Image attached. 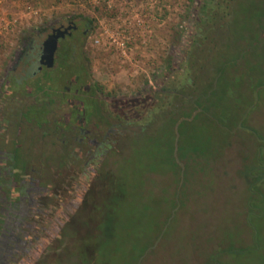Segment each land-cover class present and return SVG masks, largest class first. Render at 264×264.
Segmentation results:
<instances>
[{
  "label": "rangeland",
  "instance_id": "obj_1",
  "mask_svg": "<svg viewBox=\"0 0 264 264\" xmlns=\"http://www.w3.org/2000/svg\"><path fill=\"white\" fill-rule=\"evenodd\" d=\"M218 2L221 1L211 2L213 9L215 6L218 8ZM202 3L203 0H0V83L4 81L6 69L15 62L28 39L35 38L42 47L52 27H66L68 22H73L78 31L85 30L79 44L83 43L81 56L87 59L88 83L90 86L97 84L99 94L107 96L102 105L103 112L110 107L114 109L113 99L139 98L137 108L140 117L134 120L131 131L121 129L124 132L121 141L112 144L105 153V167L92 181L83 184L82 197L77 198L80 201L76 200L74 205L75 210L90 209L107 192L104 185L108 184V177L117 173L115 180L127 189V203L122 204L120 211V229L124 230L118 237L121 248L116 246L114 260L110 264H132L139 244L153 239L157 231L156 223L160 222L163 214L164 202L161 198L165 190L151 191L154 196L147 203L145 193L141 192L144 183L139 180L146 183L149 171L157 174L149 175L155 178L152 180L156 189L168 182L178 205L171 216L173 218L176 213L178 222L171 227L163 244L164 251L169 247L172 252L169 254L170 264H198L208 255L209 247L214 253L218 244L224 246L234 242L245 249L241 253L225 254L226 264H264V171L259 181L262 191L258 204L260 213L253 219V224L249 222L247 206L252 198L249 180L257 174L254 168L264 170V23L261 25L258 19L261 17L264 21V13L256 14L261 9L260 0H228L229 15L226 18L220 17L221 12L217 9L211 21L200 24L211 38L205 43L213 50L199 46L195 52L193 62L198 63L195 76L199 83L210 73V68L228 65L220 78L219 91L207 100V108L214 117L209 116L214 122L200 115L184 125L185 147L196 149L205 156H201L202 159L208 158L209 164L204 165L198 157H193L194 166L190 165L187 169V161L178 159L183 170L177 174L174 170L170 171L171 165L165 160L168 133L164 132L169 127H161L169 110L181 103L176 96H184L190 91L186 71L179 72L178 68L182 67L186 49L196 32L194 21L211 11L209 8L201 9ZM250 36L255 39L249 40ZM228 38L239 40L242 46L240 58L229 62ZM36 52H31L30 61L33 60L31 56L40 55ZM26 69L17 67L13 74L22 76ZM176 85L180 91L174 95ZM4 88L5 84H0V91ZM208 93L186 97L195 102L198 98H207ZM42 97L30 94L29 89L18 88L13 95L0 99L10 104H7L8 109H2L0 117V125L5 126L8 136L10 131L16 133V128L13 131L12 126L20 117L19 113ZM47 98L53 100V112L67 111L66 107L63 109L56 105L57 95L51 94ZM146 104L151 108L148 107L147 112L144 111ZM195 113L193 110L191 114ZM3 116L7 120L2 121ZM188 116L187 111L181 110L173 117L174 122L185 120ZM115 119L112 117V123L118 122ZM23 131L25 128H22ZM135 133L156 134L150 139L136 141V137L133 139ZM21 142L24 150L20 151L19 161L20 158L25 161L27 154L29 167L39 166L40 162L35 157L39 155L46 169L52 163L53 169L64 174L69 169L80 174L84 154L75 150L70 157L66 156L67 163L71 162V165L58 169L56 149L37 137L32 142L23 139ZM176 143L177 138L175 148ZM257 158L260 161L257 162ZM87 167L92 168L90 164ZM152 180L148 179L147 183ZM186 180L190 181L189 184ZM127 206L133 212L126 218L123 209ZM68 207L72 208V205L69 203ZM96 220L97 215L93 217L92 224L96 225ZM57 222L59 225L56 228L50 227L47 222L43 224L39 243L29 255L30 260L26 259L23 264H48L51 256L47 253L59 245L56 239L65 228L63 218ZM104 253L111 255L108 248ZM76 254L66 253L60 260L61 264H71L77 259ZM196 254L201 260H196Z\"/></svg>",
  "mask_w": 264,
  "mask_h": 264
},
{
  "label": "trees",
  "instance_id": "obj_2",
  "mask_svg": "<svg viewBox=\"0 0 264 264\" xmlns=\"http://www.w3.org/2000/svg\"><path fill=\"white\" fill-rule=\"evenodd\" d=\"M213 0H203V3L201 4V9L209 8L211 11L210 13L203 14V17L200 18V20L197 19V22H195L196 26V32L191 38V42L188 44V48L186 49V54L184 57V60H182L183 65L182 67L178 68L179 72L186 71V81L188 85H190L189 92L184 93V91H181L184 96H176V100L178 102H181L178 105H175L172 109L169 110V115L166 117V121L162 125L161 128L167 126L165 133H168L167 136V148H166V156L165 160L171 165L170 171L174 170L177 172V174L181 173L183 168L180 166L178 159H185L187 161V164L185 168H189L190 165H192V159L193 157L196 159L197 157L202 161V163H205L204 165L209 164V160H205V156H202L200 152H198L194 148L187 149L183 143L184 139V125L186 123L191 122L192 120H195L200 115H204L207 118H209L211 121L212 115L210 110L207 108V100H209L212 96L216 95V93L219 91V85H220V78L224 75L225 72L224 69L228 65L225 64L224 67L221 68L222 65H219L218 67H212L210 68V73L199 83V80L196 78L195 74L197 73L198 69V63L193 62L196 58L195 52L199 46H202V49H205L204 46L209 48L211 45L206 44L205 40L211 38L209 35L204 33V28L200 27V24H206L207 22L211 21L213 18V13H217V9L221 12L220 17L226 18L229 15V7H228V0H219L221 2L217 3V9L215 6V9H213V5L211 6V2ZM212 8V9H211ZM260 10L256 12L257 16L260 15L262 12L264 13V0H260ZM213 10V11H212ZM226 11H228L226 13ZM259 21L264 23L262 21L261 17L258 18ZM258 23V21H257ZM257 23L255 26V29L257 28ZM85 25V23L83 24ZM88 24H86V27ZM225 29V28H224ZM78 31V30H77ZM77 31L75 33H77ZM83 31H78L79 36H82L81 38H84ZM206 34V35H204ZM228 37L229 34H228ZM249 40H253V36L249 37ZM255 39V38H254ZM228 44L229 45V56L227 62L230 60L233 61L235 59H239V55L241 53V44H239V40H231L228 38ZM83 47V43L80 46ZM39 48L41 49V43L36 42L35 38L28 39V43L26 42L25 46L22 48V55L20 54V58L18 59V66L17 67H27L24 75H14L13 72H9L8 77L6 78V81H9L8 84L4 80L3 85L5 84V87L7 86L8 93L5 94L6 89L0 91V95L4 94L5 97H9L10 95H13L14 92H16V89H29L30 94H35L34 91H36V94L43 95L42 99L40 101L36 102V105H29L27 106V109L22 112V116L24 119L15 121L14 125L12 126V130L14 131V128H16V131H20L21 135L20 138L23 140H26L28 142H32L33 138H39V136H42L43 138H39L40 140H43V143H47V145H50L52 149H56L57 156H59V167L66 165V161L64 160L66 152H69L70 144L73 142V139L70 140V138H67L66 136V130H71L70 125H65L62 128L58 127L59 125H64L65 122L62 121V117H58V119H55L54 113L52 116H50L53 111V100H49L47 97L51 94H55L58 97V100L61 99V97L65 96L67 93V89L74 90L75 87H81L85 86L88 83L89 79V73L86 65V60L81 56L82 49H77L74 47L73 44L70 43L69 40L61 39L59 40V44L57 47L56 52L54 53V63L52 67H45L41 66V70L38 68L40 66L39 64V56L33 55V60L30 61V55L31 52H34L36 50L37 54L39 52ZM213 50L212 48H210ZM30 61V63H29ZM27 63H29L27 65ZM190 76V79H189ZM216 79L215 87H213V82ZM192 81V83H191ZM72 82L74 85L73 87L70 84ZM92 83L90 86V91H92L94 94H97L98 85L95 84L94 86ZM200 84V85H199ZM16 87V88H15ZM14 88V89H13ZM178 85H176L174 91H176L177 95L180 90L177 89ZM209 91L210 95L207 98H198L195 102H191V100L186 97V95H206ZM79 92H82L81 90ZM27 94V93H26ZM93 94V95H94ZM45 96L46 99L45 100ZM96 97V96H95ZM94 105L87 106L84 105L83 107L86 110L87 115H93L95 114V111L98 109V103L99 99L93 98L92 101ZM35 104V103H34ZM187 111V115H192L191 117H187L185 120H178L176 123L174 122V116L180 112V111ZM193 110L196 112L195 114H191ZM198 111V112H197ZM20 114V113H19ZM50 114V115H49ZM213 116V115H212ZM54 117V118H52ZM214 117V116H213ZM214 122V121H213ZM40 126L41 128L37 131H34L35 126ZM22 128H25V131L22 132ZM178 128V134L176 136V129ZM160 129V128H159ZM158 129V130H159ZM168 131V132H167ZM57 132L58 140L52 141L51 134H55ZM12 133V132H11ZM15 133L10 134V136H13ZM156 134V133H155ZM144 135L135 133L133 135V139L136 137V141L140 139H150L153 135ZM9 136V137H10ZM177 138L176 148H175V139ZM86 141V140H83ZM82 141V142H83ZM20 141H16L14 139H9L8 144L5 148H7L5 151L9 153L15 154V162L21 167L24 163V158H20L19 161V154L21 155V142L19 146ZM42 142V141H41ZM0 143V152L3 145ZM17 144V145H16ZM28 147V146H27ZM31 148V146H30ZM24 150V149H23ZM25 156V155H24ZM39 156V155H37ZM36 157L37 160L41 159V156ZM56 156V157H57ZM204 157L203 159L201 158ZM109 157V156H108ZM106 158V157H105ZM22 159V160H21ZM27 159V154L25 157V161ZM60 160H63L60 161ZM260 161L259 158H257V162ZM256 162V163H257ZM27 165V163H25ZM25 165V166H26ZM50 165L52 163L48 164L47 166V172L50 171ZM262 165V164H261ZM117 166V164L115 165ZM194 166V165H192ZM28 167V165H27ZM31 169H34L32 167H28ZM37 169V168H35ZM262 169V168H261ZM258 169L257 167L254 168V171H256V176L254 178L250 177L249 180V190H250V201L247 206H249V222L253 224V219L258 217V214L260 213V199L262 191L259 187V181L262 179V172L264 170ZM116 171V167H115ZM244 173V172H243ZM117 173H113L108 177V184L105 183L104 189H106L105 195L102 197L100 194V198L98 199V203L94 202V204L91 206L90 209L87 210V208H80L78 210L73 211L70 215L69 221L65 222V228L63 229L62 233H57L58 237L56 241L59 243L58 246L55 248H52L51 251H49L47 254H50L51 259L48 260V264H61L60 260L61 258L66 254H76V260L72 262L71 264H110L114 260L113 254L116 252V246L118 248H121V243H119L118 237H120L124 230L120 229V211L122 204L125 202L127 203V199L125 198V194H127V189L123 187V184L117 183L115 180ZM148 177L146 183L143 182L141 179L139 182L142 184L144 183L143 187L144 190L141 192L145 193V199H147V203L154 195L151 193L155 190L157 191H164L160 192L163 194V198L161 200L163 203V211H161L162 217L160 218V222L156 223V233L153 236V239L149 240L148 242H143L139 244V247L137 248V251L134 255V258L132 260V264H170L171 259H169V254H172V252L169 250V247L167 249H163V244L165 242V238L170 233L171 227L174 226L178 222L176 220V213L174 214V217L172 216V211L178 207L177 202L175 201V193L171 194V187L168 184V182L165 183L164 186H158L156 189V185L154 184V181L152 179H155L154 177L151 178V176L157 175L156 172H153V174L150 173V171L147 173ZM160 174V173H158ZM165 175V179H166ZM148 179H151L152 181L150 183L148 182ZM16 180H20V178L16 177ZM107 180V179H106ZM111 181V182H110ZM189 184V180H186ZM1 182V180H0ZM6 182V180H3L1 185ZM107 186V188H105ZM145 186L147 188H145ZM247 188V189H248ZM188 188H186L187 190ZM10 191V190H9ZM8 191V192H9ZM152 191V192H151ZM166 192V193H165ZM169 192V193H167ZM12 193V191H11ZM184 194V191H183ZM174 195V196H173ZM255 197V199H254ZM103 198V201H102ZM103 202L104 204H102ZM132 202L128 203L131 204ZM98 204V205H97ZM166 206V209H165ZM131 208L127 206V209H123V212L125 213V217H130L131 213L133 211H129ZM127 211V212H125ZM59 214H62L61 209L59 210ZM85 214V215H84ZM97 215V222L96 225L93 223V217ZM47 216H49L47 214ZM120 218V219H119ZM171 218V219H170ZM170 219V220H169ZM123 221L125 219H122ZM130 220V219H128ZM73 223V225L71 224ZM168 225H167V224ZM1 227V226H0ZM67 227V228H66ZM167 227L165 232L162 233L161 240L159 245H157L154 249L148 250L157 240V237L161 235V232L163 231V228ZM86 228H88V231H84ZM254 228V227H253ZM256 231V230H255ZM256 234V233H255ZM60 238V239H58ZM109 249L111 252V255L106 256L104 251L106 249ZM245 247L243 245H238L235 242L229 243L227 245H220L218 244L215 248V252L210 251V247L208 249V255H206L204 261L201 260V258L196 254V260L200 259L201 262H198V264H226L224 260L225 254H234V253H241L244 251ZM147 251V252H146ZM162 255L160 256V254ZM213 254V255H212ZM161 257L162 259H160ZM8 257H5V259ZM141 259V260H140ZM7 260V259H6ZM112 260V261H111ZM174 260V259H173ZM41 261V259H40ZM38 261V262H40ZM227 262V260H226ZM7 264H12L11 262H8ZM20 264H23L21 262ZM197 264V263H196Z\"/></svg>",
  "mask_w": 264,
  "mask_h": 264
},
{
  "label": "flooded vegetation",
  "instance_id": "obj_3",
  "mask_svg": "<svg viewBox=\"0 0 264 264\" xmlns=\"http://www.w3.org/2000/svg\"><path fill=\"white\" fill-rule=\"evenodd\" d=\"M59 27L61 29L69 27L64 36L59 38V40L66 38L74 45V47L79 49L81 46L79 42L82 36H79V32L75 33L77 31V26L73 22H68L66 27L63 25H60ZM53 29L55 28L52 27L50 29L49 34L53 32ZM49 34H47V36ZM84 35L85 31H83V36ZM20 54L22 55V52ZM19 58L20 55H18L15 62L6 69V75H4L3 80L6 81L10 71L14 72L17 69ZM29 63H27V65ZM38 68L41 70V66ZM3 82L0 84L2 85ZM6 82L8 84L9 81ZM69 85L73 87L74 84L70 82ZM5 89V94H7V86ZM80 90L82 92H79ZM34 93L36 94V91H34ZM93 94L94 93L90 91L89 84L75 87L72 91L68 88L66 95L64 97L62 96L59 100L57 99L56 103L58 107L63 109L66 107L67 111L65 113L64 111L62 113H55L56 111H52V113H50L51 115L53 113L56 115L55 119L63 116L62 121L65 123L64 125L62 123V125H59L58 127L62 128L65 125H70L71 130H66V136L67 138H70V140L73 139V142L69 143L71 148L69 149V152H66L67 154L65 155L64 160L66 161V165L70 166L71 162H69L70 165L67 163L68 159L66 156L70 157L75 150L81 155L84 154V167H80V174H77L73 169H69L64 174L61 171L53 169L52 165L50 166V172L48 173L47 169L42 165V161H40L37 169L28 168L27 161H24L20 167L15 162L14 153L5 151L7 148L4 147V149L1 150L0 264H7L8 262H11L12 264H20L24 261L27 262L26 259L30 260L29 255H32V251L39 243L38 236L42 234L44 228L43 224L45 222L49 223L50 227L56 228L59 225L57 222L58 219L63 218L65 222L69 221L70 215L74 211L75 201H80V199L77 198L82 197V191L84 189L83 184L92 181L94 176L99 175L100 171L105 167V153L111 149L112 144L121 141L120 138L124 133L121 129L131 131L130 129L133 126L134 120L140 117L137 108L139 105V98L137 97H126L120 100L113 99L114 109L111 107L109 110L105 109L107 110L105 113L103 112L102 105H104L107 96L100 95L99 92ZM95 96L99 99L98 109L95 111V114L89 116L83 106L94 105V103L90 101H92L93 98H96ZM3 97H5L4 94H1L0 99ZM146 100H148V97ZM7 104L9 103L0 101V117L3 114L2 109H8ZM34 105H36V102ZM151 105L152 103L150 104V107L152 108L153 106ZM31 106H33V104ZM148 107L149 105L147 106L146 104V107L144 108L145 112H147L148 109H151ZM18 116L20 117L16 118V121L24 119L21 113ZM111 116L116 118L118 122L112 123ZM5 120L7 119L3 116L2 121ZM40 128L41 127L37 125L34 127V131H37ZM10 134L11 131L9 136ZM58 135L57 132L51 134L52 141L56 142L58 140ZM9 136L5 126L0 125L1 145L6 147L9 139H14L20 142L22 140L20 138V136H22L20 131H16L13 136ZM38 137L43 138L42 136H39V134ZM57 158L58 161L56 162V167L59 169V156L56 157V160ZM60 161L63 162V160ZM25 163H27V165ZM73 163L77 162L73 160ZM89 164L92 168H86ZM16 177L20 178V180H16ZM3 180H6V182L1 185ZM66 183L69 185L67 186ZM69 199L70 202H68ZM69 203L72 205V208L68 207ZM60 209L62 214H59ZM47 214L49 216H47ZM5 257H8L6 258L7 260ZM32 260L35 261V259Z\"/></svg>",
  "mask_w": 264,
  "mask_h": 264
},
{
  "label": "water",
  "instance_id": "obj_4",
  "mask_svg": "<svg viewBox=\"0 0 264 264\" xmlns=\"http://www.w3.org/2000/svg\"><path fill=\"white\" fill-rule=\"evenodd\" d=\"M68 29L69 27L65 29H61L60 27L55 28L53 29V32L49 34L46 37V39L42 42V47H41V52H40L41 54L39 56L40 66H45V67L53 66L54 56H55L54 53L56 52L57 47H58V40L59 38H62L64 36V34L67 32ZM215 84H216V81L214 82V87H215ZM208 94H210V92ZM165 229L166 227L163 228V231L161 232V235H160V239ZM160 239H157L156 242L148 250L154 249L157 246L158 241Z\"/></svg>",
  "mask_w": 264,
  "mask_h": 264
}]
</instances>
